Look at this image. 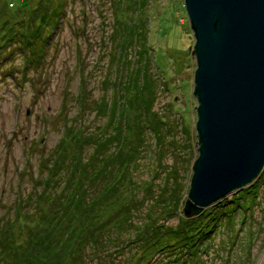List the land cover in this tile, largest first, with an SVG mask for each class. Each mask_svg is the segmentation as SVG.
<instances>
[{
    "label": "rangeland",
    "instance_id": "rangeland-1",
    "mask_svg": "<svg viewBox=\"0 0 264 264\" xmlns=\"http://www.w3.org/2000/svg\"><path fill=\"white\" fill-rule=\"evenodd\" d=\"M36 1L0 0V36L25 24ZM116 12L126 24L137 21L145 24L146 52L150 57L148 72L156 82L150 107L143 103L142 110L133 106L138 105L134 101L136 91L128 89L126 106L120 103L118 108L120 113H126L128 125L134 129L130 132L132 138L137 133V118L145 124L142 138L145 147L133 170L134 180L145 185L138 194L145 196L144 208L152 202L155 207H172L177 201L176 215H168L166 223L176 225L177 217L183 216L191 166L198 154V101L193 93L195 38L185 0H66L63 19L52 33V39L47 41V60L38 69L24 71L25 75L19 76L20 72L16 74L14 70L24 61L22 56L12 54L0 60V214L8 209L7 216L15 215L18 200L27 195L32 178L38 174L42 155L63 140L72 151L70 143L75 127L82 126L84 137L97 138L100 114L106 110L103 107L112 101L115 91L121 95L116 89L118 79L121 80V62L116 54L112 55L105 38L116 24ZM135 47L138 49L139 44L128 50L132 66L138 57ZM157 118L163 123V126L156 124L159 132L152 127ZM261 188V193L256 195L257 207L262 204L260 196L264 197L263 183ZM242 189L232 191L222 200L234 199ZM149 190L152 195L147 193ZM244 205L232 212L231 220L219 224L211 246L199 256L194 253L188 260L169 261L168 257L158 254L149 262L139 264H264V206L256 210L254 203L248 202V208ZM32 206L28 209L29 216H20L15 224L19 229L18 243L26 239L25 225L36 224L35 215L28 219L30 211L36 213ZM137 244L128 242L108 256L113 264H135L141 252L140 248L135 249ZM91 263L89 258L84 261V264Z\"/></svg>",
    "mask_w": 264,
    "mask_h": 264
},
{
    "label": "trees",
    "instance_id": "trees-1",
    "mask_svg": "<svg viewBox=\"0 0 264 264\" xmlns=\"http://www.w3.org/2000/svg\"><path fill=\"white\" fill-rule=\"evenodd\" d=\"M65 5L66 0H37L25 24L0 36V60L12 54L22 56L24 61L14 70L16 74L20 72L19 76L25 75L24 71L38 69L47 60V41L52 39V33L63 19ZM115 16L116 24L106 33L107 41H104L121 62V80L118 79L116 88L121 95L115 91L112 101L103 107L106 110L100 114L97 138L84 137L83 128L78 125L74 128L72 143L68 141L72 151L63 140L39 158L38 174L32 178L27 195L17 199L15 215L7 216L8 209L0 214V264H84L86 258L93 264H113L108 255L128 242H137L135 249H141L135 264L149 262L158 254L168 257L169 261L188 260V256L194 253L199 256L211 246L217 227L226 219L231 220L234 210L250 203L252 195V203L256 201L261 190L258 187L264 181V169L234 199L218 201L195 217H177L176 225L166 223L165 219L168 215H176L177 201L172 207H155L152 202L144 208L145 196L140 197L138 193L145 185L134 180L133 170L145 147L142 142L145 124L136 116L137 133L132 138L130 132L134 129L128 125L126 113H120L118 108L120 103L126 106L128 89L136 91L134 101L138 105L133 106L141 110L143 104L150 107L156 82L150 79L148 72L150 57L146 52L145 24L138 21L126 24L118 18L117 12ZM136 43L139 44L138 49L135 47L138 57L132 66L128 50ZM104 82L109 83L105 79ZM131 102L133 104L132 99ZM153 123L152 127L159 132L156 124L163 126V123L159 118ZM147 193L152 195L153 192ZM31 205L36 213L30 211L28 219L35 215L36 224L25 225L24 245L16 241L19 229L15 224L20 216H29Z\"/></svg>",
    "mask_w": 264,
    "mask_h": 264
},
{
    "label": "water",
    "instance_id": "water-1",
    "mask_svg": "<svg viewBox=\"0 0 264 264\" xmlns=\"http://www.w3.org/2000/svg\"><path fill=\"white\" fill-rule=\"evenodd\" d=\"M195 42L196 148L184 217L264 165V0H185Z\"/></svg>",
    "mask_w": 264,
    "mask_h": 264
},
{
    "label": "bare ground",
    "instance_id": "bare-ground-1",
    "mask_svg": "<svg viewBox=\"0 0 264 264\" xmlns=\"http://www.w3.org/2000/svg\"><path fill=\"white\" fill-rule=\"evenodd\" d=\"M197 101H198V99H197ZM198 104H199V102L197 103V105H196V108H197V106H198ZM196 111H197V109H196ZM197 135V134H196ZM197 151H198V149H197ZM199 153V152H198ZM197 156H198V154H197ZM196 156V157H197ZM196 159V158H195ZM194 159V160H195ZM194 162V161H193ZM192 165H193V163H192ZM192 167V166H191ZM263 169H264V165L262 166V168H261V170L259 171V173L257 174V176L258 175H260V173H262V171H263ZM191 171H192V168H191ZM191 176H192V173H191ZM190 176V177H191ZM257 176L255 177V178H257ZM260 177H262V176H260ZM260 177H258V179H260ZM254 178V179H255ZM191 179V178H190ZM253 179V180H254ZM262 179H264L263 177H262ZM262 179H260V181H262ZM252 180V181H253ZM251 181V182H252ZM260 181H258V185H260ZM251 182H249V183H251ZM249 183H247V184H249ZM263 184H264V181L262 182ZM247 184H245L243 187L245 188L246 187V185ZM189 185H190V181H189ZM190 187V186H189ZM242 187H240L239 189H241ZM258 189H262L261 187H258ZM258 189L256 190V191H258ZM243 190V189H242ZM188 191H189V188H188V190H187V194H188ZM256 191H254V193H256ZM258 193H261V191H258ZM228 195H229V193H228ZM250 195H252L251 193H250ZM250 195H248V197H250ZM227 196V195H226ZM222 199H224V197H222ZM222 199H220L219 201H222ZM263 199H264V197H262V196H260V201H261V205H258V207H257V205H256V203H259V201H258V199H256V203L254 202V205H256V207H254V209H256V210H258V208L259 207H263L264 206V202H263ZM185 201V200H184ZM252 201H254V196L252 195ZM252 201H250V203H252ZM218 202V201H217ZM216 202H214L213 204H215ZM212 204V205H213ZM183 205H184V203H183ZM246 205H248V203H246ZM246 205H244V207H246ZM183 207V206H182ZM250 207H252V205H250ZM246 208H248V207H246ZM183 215V214H182ZM262 216V213H260V217ZM193 217V216H192ZM188 218H191V217H188ZM243 221H244V219H242ZM263 220V219H262ZM259 221H260V219H259Z\"/></svg>",
    "mask_w": 264,
    "mask_h": 264
}]
</instances>
